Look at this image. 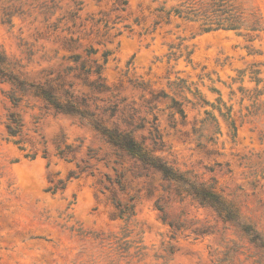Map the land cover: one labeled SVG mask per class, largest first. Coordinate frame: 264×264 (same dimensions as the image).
Wrapping results in <instances>:
<instances>
[{"label": "rangeland", "instance_id": "1", "mask_svg": "<svg viewBox=\"0 0 264 264\" xmlns=\"http://www.w3.org/2000/svg\"><path fill=\"white\" fill-rule=\"evenodd\" d=\"M122 1L0 0L7 70L56 97H88L146 143L156 137L158 154L213 183L264 236V30L248 40L174 12L208 0ZM230 1L264 22V0ZM104 55L105 87L94 89L86 70ZM113 195L132 211L118 217ZM0 264L264 262L234 224L181 199L86 120L0 79Z\"/></svg>", "mask_w": 264, "mask_h": 264}, {"label": "trees", "instance_id": "2", "mask_svg": "<svg viewBox=\"0 0 264 264\" xmlns=\"http://www.w3.org/2000/svg\"><path fill=\"white\" fill-rule=\"evenodd\" d=\"M122 3H125L123 0ZM183 9L175 8L174 12L181 17L191 21H200L202 30L209 31L213 29L223 28L232 30H245V36L251 40V33L261 32L264 30V22L260 16H245L234 3L230 0H208L201 1L198 5L187 4ZM106 55H104L102 63H94V68L86 70V73L96 74V78L90 81V86L94 89L105 87L102 79L103 64L106 63ZM7 57L0 47V79L1 81L10 82L15 88L22 92L31 90L34 95L41 97L56 111L75 116L80 120H86L110 146L136 159L143 168H148L159 172L162 177L175 184V192L181 199L190 197L201 206L210 207L222 221H228L234 224L248 241L258 250L260 257L264 262V236L261 235L250 223L241 220L237 207L229 200H226L216 189L213 183H205L199 181L195 177H191L187 172L180 171L167 160H165L157 151L161 144H157L156 137L150 143L138 139L133 134L131 122L126 124L129 127L111 121L107 124L103 115L107 111L106 107L97 111L98 107H90L88 97H81L79 100L74 98L69 92H65L64 98L56 97L50 91L44 89L38 84L27 83L24 79L19 78L16 74L7 70ZM84 67V66H82ZM13 104H16L18 98L12 97ZM115 108H111L108 117L114 116ZM181 115V108L177 110ZM131 117V116H130ZM6 123V130L9 136H16L20 131V121L16 114L9 113ZM17 142V141H16ZM66 148H69L68 146ZM62 153V151H61ZM60 153V154H61ZM80 171L84 167H79ZM60 185V186H59ZM64 188L61 179L53 185L52 189ZM114 207L118 211V217H122L127 211H132V205L120 202L115 196L111 197ZM168 225L172 229H178V226L171 220Z\"/></svg>", "mask_w": 264, "mask_h": 264}]
</instances>
